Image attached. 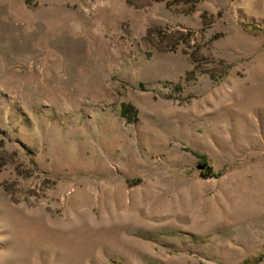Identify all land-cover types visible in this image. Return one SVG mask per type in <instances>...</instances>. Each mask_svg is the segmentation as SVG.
I'll return each mask as SVG.
<instances>
[{"label":"rangeland","instance_id":"rangeland-1","mask_svg":"<svg viewBox=\"0 0 264 264\" xmlns=\"http://www.w3.org/2000/svg\"><path fill=\"white\" fill-rule=\"evenodd\" d=\"M264 264V0H0V264Z\"/></svg>","mask_w":264,"mask_h":264},{"label":"trees","instance_id":"trees-1","mask_svg":"<svg viewBox=\"0 0 264 264\" xmlns=\"http://www.w3.org/2000/svg\"><path fill=\"white\" fill-rule=\"evenodd\" d=\"M247 262H248V260H247V261H245V262H243V264H247Z\"/></svg>","mask_w":264,"mask_h":264}]
</instances>
